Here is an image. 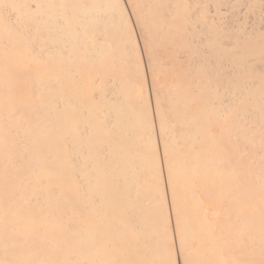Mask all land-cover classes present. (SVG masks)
I'll list each match as a JSON object with an SVG mask.
<instances>
[{
  "label": "bare ground",
  "instance_id": "obj_1",
  "mask_svg": "<svg viewBox=\"0 0 264 264\" xmlns=\"http://www.w3.org/2000/svg\"><path fill=\"white\" fill-rule=\"evenodd\" d=\"M255 1L0 0V264L264 261Z\"/></svg>",
  "mask_w": 264,
  "mask_h": 264
},
{
  "label": "rangeland",
  "instance_id": "obj_2",
  "mask_svg": "<svg viewBox=\"0 0 264 264\" xmlns=\"http://www.w3.org/2000/svg\"><path fill=\"white\" fill-rule=\"evenodd\" d=\"M264 2L263 0H256L250 7H248L245 4H240V6L236 9L238 15H237V20L240 24L245 25L246 27H253L255 25V17L258 15L260 20L262 21V28L264 29ZM243 5V6H242ZM222 14L225 16L227 19L230 14L226 11L225 7H222ZM248 23H250L248 25ZM256 264H264V261L261 259H256Z\"/></svg>",
  "mask_w": 264,
  "mask_h": 264
}]
</instances>
